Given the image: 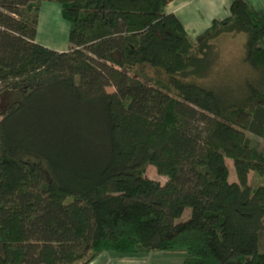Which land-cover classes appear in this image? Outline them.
<instances>
[{
    "label": "trees",
    "instance_id": "1",
    "mask_svg": "<svg viewBox=\"0 0 264 264\" xmlns=\"http://www.w3.org/2000/svg\"><path fill=\"white\" fill-rule=\"evenodd\" d=\"M40 1L0 0V264H264V6L230 0L192 41L172 0H49L58 51L35 41ZM238 33L240 66L218 70Z\"/></svg>",
    "mask_w": 264,
    "mask_h": 264
},
{
    "label": "rangeland",
    "instance_id": "2",
    "mask_svg": "<svg viewBox=\"0 0 264 264\" xmlns=\"http://www.w3.org/2000/svg\"><path fill=\"white\" fill-rule=\"evenodd\" d=\"M204 0H199L203 3ZM196 1L193 3L196 5ZM229 3L225 4V9L223 8L220 1L215 2V7L217 8L214 14L222 18L229 15ZM202 5L200 6V8ZM206 7V6H204ZM186 13H191L188 9H184L181 13L182 16ZM200 25L195 23L193 18L185 17L191 26L187 28V33L189 38L194 41L196 36L204 31L207 28L208 13L204 10L200 11ZM69 29L70 21L67 20L62 15L61 4L56 1L41 0L39 3L38 9V18H37V28L35 41L39 44L48 47L50 49L58 51H66L70 48L69 42ZM245 41V34L238 33L233 35H222L216 39L215 44L219 49L220 62L217 65V69L220 70L225 66L228 71L236 70L240 66V57L243 50V44ZM220 68V69H219ZM106 90L111 92L114 90L112 86H106ZM248 137L251 140V144L258 147L261 150H264V138L257 137L252 134H248ZM226 165L228 167V181L233 182L237 181L235 169L233 166V160L231 158H225ZM143 176L145 178H153L159 180L160 183H163L166 179L165 176L159 175L156 172V169L151 164H146L144 166ZM258 179L251 176V173L248 175V183L255 185L256 183H264V178ZM189 213V209H186L182 214L181 219H186ZM185 253L183 251H163L155 250L147 254H136V255H120L116 253L102 252L91 264H182ZM111 258H113L111 260Z\"/></svg>",
    "mask_w": 264,
    "mask_h": 264
},
{
    "label": "crops",
    "instance_id": "3",
    "mask_svg": "<svg viewBox=\"0 0 264 264\" xmlns=\"http://www.w3.org/2000/svg\"><path fill=\"white\" fill-rule=\"evenodd\" d=\"M197 2L196 5H194V2ZM220 1L223 8L225 9V4L229 2V0H204L203 3L199 2V0H172L166 5V11L172 12L178 16V18L181 20V22L184 25L185 30H187L188 27L191 26H197V25H191L189 23H186V16L189 18H193L195 23L200 25V11L204 10L208 13V20H207V27L210 24V21L213 18H219V16H215L214 12L216 11L215 2ZM254 7H262L264 6V0H248ZM202 7L200 8V6ZM206 6V7H204ZM184 9H188L191 13H186L184 16L181 15ZM225 17V16H224ZM223 18V17H222ZM185 19V21H184ZM101 254V253H100ZM99 254V255H100ZM98 256H96L89 264H91ZM113 258H111L112 260Z\"/></svg>",
    "mask_w": 264,
    "mask_h": 264
}]
</instances>
